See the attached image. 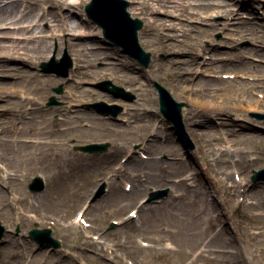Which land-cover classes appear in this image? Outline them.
<instances>
[{
    "label": "rangeland",
    "instance_id": "rangeland-1",
    "mask_svg": "<svg viewBox=\"0 0 264 264\" xmlns=\"http://www.w3.org/2000/svg\"><path fill=\"white\" fill-rule=\"evenodd\" d=\"M71 1L76 2V6L72 9L73 19L88 23L92 27L93 34L88 39L90 48L102 47L108 56L106 59L104 54L87 52L84 57L90 62L89 68L84 70L83 75H78L80 76L78 78L75 77L77 55L68 45L70 33L67 30L59 31L58 36L50 37L51 22L47 19H39V14L49 7V3L32 5L30 7L32 10L28 11L26 9L29 8V3L23 0L3 1L4 4L9 2L3 6L6 8V14H9L8 21L14 20L12 27L37 21L39 24L37 30H42L41 33L49 36L47 38L49 42H46L48 46H42L43 50L37 63L29 62L27 65H22L18 62V65L24 68L21 73L14 69L0 70V219L8 228L5 241L0 246V264H221L219 261L210 262L203 256H197L200 248H207L201 244L206 235L195 242L194 229L191 226L196 225L193 217L186 209L170 210L165 207L166 203L174 199L169 187L150 184L147 189L140 190L129 198L128 186L135 185L137 180L132 175L125 177L118 175V165L125 163L131 154L137 158L145 155V165L148 161L150 163L153 156L152 170L168 174L173 181L183 177L181 170L177 169L180 162H183L184 167L190 169L191 173L186 187L190 186L203 192L210 191L209 198L213 197L212 193L221 198L214 187L218 183L211 178L215 172L221 174V171H226L238 182L264 185L262 176L257 181L252 180L253 170L264 168V105L249 109L247 101L235 105L234 102L238 101L233 102L226 92L222 94L223 97H219L210 96L209 93L204 94L205 88L189 90L190 86H195L198 80L203 79L234 80L248 76L252 80L255 75L264 78V0H193L197 2V8L201 3L224 1L228 3V7L236 10V14L226 15L224 12L219 14L211 11L203 12L204 10L200 9L199 11L203 13L202 18L201 16L186 18L179 15L180 18L177 15L178 11L173 15L161 8L157 17L177 22L176 29L170 28L171 33L177 34L175 39L169 40L177 45L173 48L166 47L158 35L144 33L150 15L134 13L133 0H128L130 2L128 11L131 16L143 21V27L139 30L140 43L152 54V61L146 68L104 37L102 27L98 26V23L85 11V6L90 0ZM182 26L186 29L184 30ZM25 44L30 45L31 42L27 41ZM203 48L205 50H202ZM65 51L74 62L68 77L42 71L41 63L51 61L54 54L56 62L50 66L60 67L58 62ZM211 62L215 64L224 62L226 65L219 70L214 68L208 70ZM240 62H251L260 67L252 75L245 74L247 68L237 69L231 65ZM11 64L13 65L10 66H16L17 63L11 62ZM28 70L49 76L51 79L47 82L38 81L29 76ZM132 76L139 77L142 84L140 89L135 90L127 81ZM72 79H79L80 87L92 91L86 94L85 100L79 105L80 112L90 113L98 119L102 118V125L93 124L92 118L88 116L84 122L77 123L71 120L63 124L59 119L62 115L61 109L65 111L66 92L73 87ZM105 79H110L124 87L134 98L126 100L122 97H114L113 94L98 87L97 83ZM155 81L166 87L177 101L185 102L182 109L185 130L194 148L184 144L174 127L164 118L160 111L159 93ZM60 84L63 85V90L57 92L56 88ZM217 86H224V83H218ZM236 89V87L231 88L228 94L231 95ZM23 95L38 98L36 106L42 112L50 114L49 120L53 122L51 126L54 129L59 126L64 127L65 124L69 126L72 124L75 127L65 132H56L51 137L55 143L49 148L38 144L33 147L26 146L24 153L23 147H20L19 153H15L12 142L14 127L23 126V131L18 134H22L24 139L28 140L32 136L26 130L31 123L30 101H23ZM52 96L55 97L56 103L49 105ZM257 96H263L261 89H257ZM101 101H105L108 106L101 105L100 108L111 109L118 104L122 110L116 118L100 113L91 105ZM141 102L153 111L154 120L159 126V140L168 141L169 151L160 152L156 148L143 149V141L152 137V126H141L139 120L132 118L128 121L126 119L128 116L125 115L127 107ZM191 105L197 108L206 107V110L215 116L214 124L221 126V122H226L224 129L228 126L240 128L236 125L232 126L238 121L239 124L243 121L251 122L258 126L261 136L256 134L255 137L246 138L243 134H239L236 137L237 143L230 144L214 139V135H210L207 139L216 147L226 148L229 154L220 155L213 149L211 153H216L218 158L213 162L212 168H209L201 158L203 139L189 132L191 124L184 115ZM224 107L228 109L225 112ZM114 110L115 108L111 109ZM194 126L203 129L208 127L203 123H195ZM93 142H108L110 146L106 151L94 153L77 149L78 145ZM29 151L34 152L32 156L28 154ZM175 161L178 162L174 163ZM9 168L16 170L18 175L11 173L7 176L6 170ZM111 171L115 172V175L111 182L107 183L103 180L105 179L103 174H110ZM139 174L147 177L144 172ZM37 175L44 177L46 187L41 192L33 193L29 189V183ZM104 184L106 185L104 191L97 196ZM162 191H167V194L160 199L157 198L158 200H151L152 195ZM228 194L233 192L229 190ZM243 197L245 201H255L250 196L240 195L236 199L232 197V201L228 203L230 209L226 205L225 208H220L221 211L218 205L215 211H210V216L213 215L214 218L219 213L223 214L221 217L223 223L215 218V222L219 225L218 230L226 227L234 234L237 230L235 226L239 228L241 234H235L242 238L240 240L242 246L246 243L243 228L255 225L250 214L253 213L252 210H256L243 206V202L240 204L241 210L236 208L239 205L237 200ZM185 201L187 199L182 206L186 204ZM140 203L152 205L153 212L140 211V216L138 213L133 215L132 212L140 208ZM82 213L88 224L92 225L91 229L74 228L70 225L73 222L81 224L77 215ZM114 220L118 222L116 226L111 227ZM34 225L52 227L54 235L63 240V247L56 252L39 249L37 243L27 233ZM260 225L264 226V220ZM17 227H20L18 233H16ZM143 241L146 242V246L142 244ZM236 244L238 243L234 242L228 244L226 248L219 246L216 248L238 251L240 245ZM260 245L264 248V234L259 237L255 248H260ZM238 253L247 261L243 264H264V257L253 258L246 249L243 253V247L241 253ZM260 253V250L256 251V254Z\"/></svg>",
    "mask_w": 264,
    "mask_h": 264
},
{
    "label": "bare ground",
    "instance_id": "bare-ground-1",
    "mask_svg": "<svg viewBox=\"0 0 264 264\" xmlns=\"http://www.w3.org/2000/svg\"><path fill=\"white\" fill-rule=\"evenodd\" d=\"M4 0H0V70H8L11 71V69H14V71L22 72V69H24L22 66L18 65V62L22 65H27V63H37V60L41 56L42 52V46L47 45L46 42L48 41L47 35L41 33L40 30H37L39 27V24L37 21L33 23H24L19 25L18 27H12V21H8L9 14H6V8L5 4H8L9 2H6L4 4ZM16 1V0H12ZM27 3H29V8L26 10H32L30 7L35 4H41V3H49V7L45 8L40 14L39 19H47L51 22V35L50 37H56L59 35V31H68L70 33L68 45L72 49V52L77 55V62H76V69L75 77H80L78 75H83L84 70H87L90 65L89 61L86 60L84 56H86L87 52H95L96 55H102L104 54V58H108L106 56L105 50L101 48L91 49L90 48V42L89 38L91 37L92 33V27L85 22L77 21L76 19H73L74 13H73V7L76 6L75 1L71 0H23ZM197 2H194L193 0H133V11L134 13H139L142 15L149 16V24L144 29V33L147 35L156 34L161 38V42L165 44L168 48L176 47L172 41H169L170 39H175L174 37L177 36V34L171 33V29H176L177 22L167 20L164 18L157 17V13L160 12L161 8H164L166 13L173 14L178 11L177 15L179 16H186V18H197L198 16H201L202 18V12L199 11L200 9L204 10L203 12H217L222 13L226 15H232L236 14V10L228 7V3L224 1H217L214 3H201L200 7H196ZM33 8V7H32ZM209 14V13H208ZM8 15V16H7ZM177 16V17H178ZM179 16V17H180ZM8 17V18H7ZM181 18V17H180ZM22 21V18L20 19ZM23 23V22H22ZM181 23V22H178ZM185 25V24H183ZM184 30L186 29L185 26H182ZM181 28V30H183ZM189 29V28H188ZM31 42L30 45L25 44V42ZM45 43V44H44ZM48 46V45H47ZM48 49V47H47ZM202 50H205L203 48ZM192 51V50H191ZM190 51V53H191ZM9 60L8 62H5ZM17 61V62H15ZM92 61V60H90ZM12 63H17L16 66H10L13 65ZM8 63V64H7ZM94 62H91L93 64ZM112 64L111 62H109ZM204 63V62H203ZM246 63V64H245ZM240 62V63H233L231 64L232 67L237 69H244L247 68L245 71V74L249 73L252 75L257 68L260 66L258 64H253L251 62ZM8 65V66H7ZM113 65V64H112ZM226 64L223 63H213L211 62L210 67L208 70L211 69H222L225 67ZM253 67V68H252ZM97 71V70H96ZM29 76L33 79L36 78L38 81L47 82L51 78L49 76H44L42 74L33 72L32 70L27 71ZM192 74H194L192 72ZM254 76V75H253ZM128 82H130L135 90H138L141 88L142 84L139 81V77L132 76L129 77ZM205 82V83H204ZM224 83V86H217L218 83ZM73 87L69 88L65 95V111L61 109L62 114L59 119L62 121V123H66L68 121L72 122H84L86 117H90L93 120V124L102 125L101 119H98L96 116L92 115L90 113L80 112L79 105L81 102H83L86 98V94L91 93L92 91L83 87L79 86V83L81 81L79 79H72ZM204 84H207L204 86ZM213 85V86H210ZM204 86V87H203ZM233 87H236L237 89L234 90L233 93L228 94L229 90ZM205 88L206 91L203 92L204 94H208L210 96L212 95H218L219 97H223L222 94L225 92L229 96L230 99L236 100L238 102H234L235 105L239 102H245L247 101V105L249 109H256L254 106L258 105H264V78L260 77L259 75H255L253 79L251 80L248 76L243 77L241 79L235 78L234 80H225V79H211V80H198V83H196L195 86H190L189 90L196 91L199 89ZM257 89H261L263 91V96L258 97L257 96ZM78 90V91H77ZM24 93V92H22ZM23 101H30V107H29V113L31 116L29 117L31 121V125L29 124L28 128L26 130L29 131L30 139H24L21 133L23 131V126L21 127H14V137L12 138V142L14 145V151L15 153H19L20 147H23V153L24 148L26 149V146H37L38 144L43 145L45 147H48L50 145H53L55 141L51 139L55 135L56 132H65L68 130H71L74 125L65 124L64 127L59 126L57 129H54L49 120V113L42 112L40 108H38L36 105L38 104V98L36 97H30L23 95L22 98ZM204 106V105H203ZM206 107L203 108H197L193 105L189 106L185 111V118L186 120L191 124L189 126V132L193 135H198L203 139V143L201 146V158L203 159L204 163L209 168H212L213 162L218 158L216 153H211L213 149L217 150V152L220 155H227L229 152L225 149H222L221 147H216L211 140H208L207 137H210V135H214V139L223 140L226 143H237V136L239 134H243L246 138L248 137H255L256 134L261 136V133L259 132L258 126L252 124L251 122H244L239 124V121L237 123H233L232 126H238L240 128H232L228 126L227 128H223L224 125H226V122H221L220 125L214 124V121H216L215 116L212 115L209 111L206 110ZM224 112L227 111V107L223 108ZM125 115L128 116L126 119L128 121H131V118L133 120H139V124L141 126H152V137L147 138L143 141V149L150 150L151 148H156L157 150H160V152H166L169 151L168 148V141L162 142L159 140V126L156 124L154 120V114L153 111L148 108V106L144 105V103L136 104L135 106H129L125 109ZM137 116V117H136ZM64 121V122H63ZM71 122V123H72ZM195 123H203L207 125L208 127L203 128H197ZM1 124V123H0ZM88 125V124H87ZM249 130V131H247ZM208 131V132H207ZM45 136V138L43 137ZM217 148V149H216ZM32 151H29L28 154L32 156ZM48 155V154H47ZM146 156H142V158H137L134 155H129L127 161L125 163H121V165H118V175L121 177L125 176H134L137 180V183L135 185L131 186L130 191L127 193V196L129 198H132L134 194L139 192L140 190L147 189V187L150 184L153 185H160V186H167L169 187L171 193L174 195V199L170 201L169 203L165 204V207L170 210H178V209H186L187 213L193 217V221L196 225L193 226L194 234L193 237H195L194 241L197 242L200 237L203 235H206L205 238L202 240V246L207 248H200V250L197 251L198 257H205L210 262H220L221 264H243V262H247L245 258L241 257L238 252L241 253V248L243 247V253L244 249L247 250V252H250V254L253 256H259L264 257V248L256 249L255 247L258 244V239L264 234V226L260 225L264 220V185L262 183L257 184H250L248 182L244 181H236L230 173L226 171H221V174L218 172H215V175L211 176L212 180L216 181L218 184L214 186L216 188V192L220 195L221 198H218L214 193L212 198H209L208 194L210 191H200L196 188H191L190 186L186 187L187 181L191 177V173L189 172L190 169H186L183 162H180L181 164L178 166V171L181 170L183 173V177L177 180H171V177L168 174L163 173H157V171H153L151 165L152 158L151 156L150 163L149 161L146 163ZM159 160V159H155ZM178 162V161H177ZM176 161L174 163H177ZM233 163H236L235 160H232ZM94 165H96V162H94ZM140 172H144L147 174V177H143L142 174H139ZM13 173L15 175H18V172L14 170L13 168H9L7 170L6 175L10 176V174ZM212 174V173H211ZM115 172L111 171L109 173L103 174V180H106L107 183H110L112 178L114 177ZM14 178V177H13ZM145 178V179H144ZM22 180V179H21ZM3 185V183H1ZM127 185V184H126ZM118 187L115 188L117 190ZM231 190L233 194H228V191ZM174 191V192H173ZM112 193V191H111ZM234 193L236 194L234 196ZM240 195H243L245 197L250 196L251 198H254L255 201H245V198L243 197L241 200H237V203L239 205L236 206V208L241 210V202L244 203L243 206L251 209L252 214H250V218L252 219V222L255 225H251L248 227L243 228L245 235L246 243L244 246L240 243V240L242 238L237 237L235 233H239L237 226L235 228L237 229L234 231L235 233L232 234L228 229L221 228L220 230L217 229L219 226L218 223L215 222V218L218 221L222 222L221 217L223 214L219 213L217 217L214 218L213 215L210 216V211L214 210L219 205L220 208H225L227 205V208H231V206H228V203L232 201V197L234 199L239 197ZM254 196V197H252ZM187 199L186 204L182 206L184 200ZM220 199V200H219ZM5 200V199H3ZM225 205V206H224ZM183 208H182V207ZM240 207V208H239ZM153 206L149 204H141L140 208L137 210L138 216H140V211L153 212ZM234 208V207H232ZM261 209V210H257ZM221 210V209H220ZM222 211V210H221ZM223 223V222H222ZM229 221L227 222V224ZM70 225L73 227L78 228V225H81L77 222H73ZM223 230V231H222ZM241 234V233H239ZM208 240V241H207ZM238 243L240 246L238 248V251L235 250H225L223 248H216V246L224 247L226 248L228 244L232 243ZM204 243V244H203ZM213 243H220L222 245H213ZM144 246H146L144 243H142ZM236 244V245H238ZM226 245V246H225ZM260 250V254H256V251ZM43 251V250H42Z\"/></svg>",
    "mask_w": 264,
    "mask_h": 264
},
{
    "label": "water",
    "instance_id": "water-1",
    "mask_svg": "<svg viewBox=\"0 0 264 264\" xmlns=\"http://www.w3.org/2000/svg\"><path fill=\"white\" fill-rule=\"evenodd\" d=\"M129 5L130 2L128 0H92L86 5V11L91 18L103 27L104 34L107 38L121 46L124 53L137 59L144 67H148L151 61V53L142 47L138 35L139 29L143 27V21L140 18H133L131 16L128 11ZM52 62H56L55 56H53ZM72 65L73 62L71 57L65 52L60 67L52 68L49 67V63L43 62L42 68L44 71H55L59 75L67 76ZM111 85L112 87H110ZM98 86L112 92L115 96L123 97L128 100L134 98V96L128 93L123 87L113 84L110 80L100 82ZM155 86L159 92L161 112L166 120L173 124V127L176 129L179 137H181L182 142L193 148L194 146L186 133L183 119L182 109L185 102L177 101L172 96L171 92L158 81H155ZM57 91H62V85L57 88ZM54 102L55 99L51 98L50 103L52 104ZM101 105L108 106L104 101L93 104V106L99 108V110H104L103 108H100ZM113 108H115L114 111H111L113 115L119 114L122 110V107L119 105H114L112 109ZM107 146V143L90 144L81 147L79 146V148L84 151L98 152L105 150ZM262 172H264V170L257 172L256 175L253 176V179L257 180ZM31 188L33 190H40L43 188L40 177L34 179L31 183ZM166 193L167 191L159 192L158 194L152 195L151 199H155ZM5 229L6 228L0 221V244ZM31 234L41 244H46V246L58 247L60 245L59 240L52 237V230L49 228L43 230L35 229L31 231Z\"/></svg>",
    "mask_w": 264,
    "mask_h": 264
}]
</instances>
